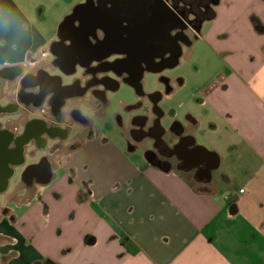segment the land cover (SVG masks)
I'll return each instance as SVG.
<instances>
[{
    "label": "crops",
    "instance_id": "obj_1",
    "mask_svg": "<svg viewBox=\"0 0 264 264\" xmlns=\"http://www.w3.org/2000/svg\"><path fill=\"white\" fill-rule=\"evenodd\" d=\"M213 12L197 39H207L216 67L192 90L184 79L161 99L184 93V113L164 126L178 151L168 164L152 158L157 147L139 144L141 111L130 104L125 144L91 120L76 131L70 102L53 113L14 94L28 110L10 113L4 127L18 134L13 123L40 119L69 130L49 137L63 145L43 179L25 181L44 154L35 137L25 144L19 173L0 193V264H264V0H218ZM55 33L47 37L18 1L0 0V71H34ZM175 123L182 128L173 132Z\"/></svg>",
    "mask_w": 264,
    "mask_h": 264
},
{
    "label": "flooded vegetation",
    "instance_id": "obj_2",
    "mask_svg": "<svg viewBox=\"0 0 264 264\" xmlns=\"http://www.w3.org/2000/svg\"><path fill=\"white\" fill-rule=\"evenodd\" d=\"M160 1L175 16L176 25L172 28L165 25L152 29L156 17L151 0H86L59 24L41 66L25 74L17 66L0 71V118H5L0 120V193L7 187L8 179L20 169L24 146L32 137L44 149V154L37 165L24 170L27 182L33 177L43 179L48 157L62 148L61 141L49 137L64 138L69 130L47 125L40 119L21 127L13 123L20 131L18 134L4 127L10 113L28 110L27 106L21 107L13 101L14 94L22 102L34 104L39 111L49 107L53 113H60L62 106L70 102L67 119L77 120L74 124L80 126V123L88 125L90 122L81 107L92 109L93 114L101 118L110 104L109 94L118 91L121 84H127L134 88L137 96V102L127 108L141 111L136 119L140 124L139 143L157 147L152 158L158 163L168 164L178 153L176 148L171 150L168 146L171 138L163 125L164 114L159 102L182 79L163 73L178 64L179 48L190 44L192 35L198 37L201 25L211 18L213 4L218 0ZM146 73L159 75L162 88L146 92L143 80ZM3 86L7 96H2ZM118 118L124 126L121 117ZM58 119L61 121L63 116L60 114ZM180 128L182 126L175 123L171 131ZM43 134L48 137L41 138Z\"/></svg>",
    "mask_w": 264,
    "mask_h": 264
},
{
    "label": "rangeland",
    "instance_id": "obj_3",
    "mask_svg": "<svg viewBox=\"0 0 264 264\" xmlns=\"http://www.w3.org/2000/svg\"><path fill=\"white\" fill-rule=\"evenodd\" d=\"M21 4V6L32 16L34 21L42 29L47 37H50V32L57 30L59 24L62 22L64 17L70 14L74 8L83 3L84 0H16ZM47 33V34H46ZM189 35H192V32H188ZM52 39V38H51ZM209 43L205 38H198L191 36L190 44H182V55L179 58V63L172 69L165 71L163 75L172 77L173 79L181 78L186 80L185 92L190 91L194 88V82L196 79L208 74L212 71V68H215L216 61L211 57L209 53ZM159 75L153 73H146L144 75V90L146 92H154L162 88V85L158 82ZM65 81H69V78H65ZM183 96L184 93H177L173 97L165 98L161 101V107L167 113V117L164 118L163 125H171L169 123L170 117L177 110L180 114H183L185 111L183 105ZM110 104L105 109V114L99 118L95 116L92 112V109L86 107L80 108L83 114L88 117L94 127L98 128L102 134H104L108 140L122 141L126 144L127 138L123 136L124 128L127 127L128 123L131 121L130 112L124 110L125 104L132 105L137 102V96L133 87H130L127 84H121L118 91L109 94ZM3 102V101H1ZM78 104V103H77ZM121 117L123 125L120 124ZM1 121H4L5 118H0ZM75 130H79V125L74 126ZM141 146H150L151 143H139ZM140 153V152H138ZM41 153L36 157L39 160L41 159ZM135 156H139L138 154ZM144 156V154H143ZM49 156L48 158H51ZM34 159H29L32 161ZM18 173L20 169L17 170ZM18 178V177H17ZM14 179V182L17 180ZM13 206V203H10Z\"/></svg>",
    "mask_w": 264,
    "mask_h": 264
},
{
    "label": "water",
    "instance_id": "obj_4",
    "mask_svg": "<svg viewBox=\"0 0 264 264\" xmlns=\"http://www.w3.org/2000/svg\"><path fill=\"white\" fill-rule=\"evenodd\" d=\"M151 1L154 2V7H155L154 10H155V17H156V19H154L155 22L151 26L152 29L159 28V26H160V28H162V27L164 28L165 25L169 26V28H172L173 26H175L176 25V19H175V16L173 15V13L170 10H168L167 8H165L163 6V3L160 0H151ZM181 49L182 48H179V53L177 55V61L181 55Z\"/></svg>",
    "mask_w": 264,
    "mask_h": 264
},
{
    "label": "trees",
    "instance_id": "obj_5",
    "mask_svg": "<svg viewBox=\"0 0 264 264\" xmlns=\"http://www.w3.org/2000/svg\"><path fill=\"white\" fill-rule=\"evenodd\" d=\"M121 241H122L123 246L127 249V251H129L130 253L137 252L134 243L127 236L125 235L121 236ZM34 264H58V263L52 259H44Z\"/></svg>",
    "mask_w": 264,
    "mask_h": 264
},
{
    "label": "built area",
    "instance_id": "obj_6",
    "mask_svg": "<svg viewBox=\"0 0 264 264\" xmlns=\"http://www.w3.org/2000/svg\"><path fill=\"white\" fill-rule=\"evenodd\" d=\"M240 192H243V190H240Z\"/></svg>",
    "mask_w": 264,
    "mask_h": 264
}]
</instances>
